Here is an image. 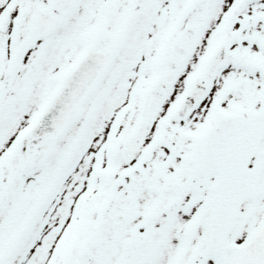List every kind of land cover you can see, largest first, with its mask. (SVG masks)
<instances>
[{
	"label": "snow or ice",
	"instance_id": "6c2138e0",
	"mask_svg": "<svg viewBox=\"0 0 264 264\" xmlns=\"http://www.w3.org/2000/svg\"><path fill=\"white\" fill-rule=\"evenodd\" d=\"M0 264H264V0H0Z\"/></svg>",
	"mask_w": 264,
	"mask_h": 264
}]
</instances>
